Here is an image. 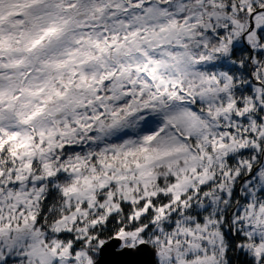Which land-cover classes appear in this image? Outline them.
Masks as SVG:
<instances>
[{"label":"snow or ice","instance_id":"6c2138e0","mask_svg":"<svg viewBox=\"0 0 264 264\" xmlns=\"http://www.w3.org/2000/svg\"><path fill=\"white\" fill-rule=\"evenodd\" d=\"M0 264H264V0H0Z\"/></svg>","mask_w":264,"mask_h":264}]
</instances>
